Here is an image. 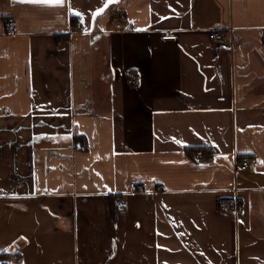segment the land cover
<instances>
[{"label": "crops", "instance_id": "obj_1", "mask_svg": "<svg viewBox=\"0 0 264 264\" xmlns=\"http://www.w3.org/2000/svg\"><path fill=\"white\" fill-rule=\"evenodd\" d=\"M263 29L264 0H0L9 264H264Z\"/></svg>", "mask_w": 264, "mask_h": 264}, {"label": "built area", "instance_id": "obj_2", "mask_svg": "<svg viewBox=\"0 0 264 264\" xmlns=\"http://www.w3.org/2000/svg\"><path fill=\"white\" fill-rule=\"evenodd\" d=\"M13 26V22H9L8 23V27H12ZM76 28H80L79 25H76ZM262 34L264 36V29L262 30ZM210 36L212 38V40L214 42L217 43H224L226 41V38L224 36V33L222 31H220L219 29H212L210 31ZM176 35L175 34H165L163 35L161 38L163 40H173L175 39ZM139 77L138 76H129L128 79V83L132 86V87H137L139 85ZM206 152H202V151H197L194 154L191 155L192 159H199L201 156L205 155ZM251 162V158L249 156H241L239 163H238V167L241 170H245L249 167ZM129 191L130 192H134V193H140L143 192V188L141 186H138L136 183H130L129 184ZM118 208L121 207V203L117 202L116 205ZM218 209L222 212H237L239 210V206L236 202V200H221L218 202L217 205Z\"/></svg>", "mask_w": 264, "mask_h": 264}, {"label": "trees", "instance_id": "obj_3", "mask_svg": "<svg viewBox=\"0 0 264 264\" xmlns=\"http://www.w3.org/2000/svg\"><path fill=\"white\" fill-rule=\"evenodd\" d=\"M124 13L120 11H114L112 12V16L110 17V21L116 19H121L123 17ZM72 22H75V19L72 20ZM13 259L12 254L8 253L7 251H1L0 252V264H9V261Z\"/></svg>", "mask_w": 264, "mask_h": 264}, {"label": "snow or ice", "instance_id": "obj_4", "mask_svg": "<svg viewBox=\"0 0 264 264\" xmlns=\"http://www.w3.org/2000/svg\"><path fill=\"white\" fill-rule=\"evenodd\" d=\"M22 2H30V3H38V4H48V5H58L63 2V0H22ZM109 2H114V0H109ZM103 9L98 10L96 13L93 14L95 17L99 15Z\"/></svg>", "mask_w": 264, "mask_h": 264}]
</instances>
